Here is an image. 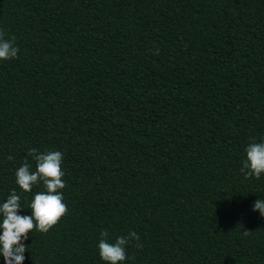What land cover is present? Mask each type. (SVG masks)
Wrapping results in <instances>:
<instances>
[{
  "label": "trees",
  "instance_id": "obj_1",
  "mask_svg": "<svg viewBox=\"0 0 264 264\" xmlns=\"http://www.w3.org/2000/svg\"><path fill=\"white\" fill-rule=\"evenodd\" d=\"M0 30L19 48L0 60V204L15 189L31 215L45 191L16 184L30 148L65 173L67 214L23 264H105L104 230L138 234L123 264H264V175L240 172L264 140V0H0Z\"/></svg>",
  "mask_w": 264,
  "mask_h": 264
},
{
  "label": "clouds",
  "instance_id": "obj_2",
  "mask_svg": "<svg viewBox=\"0 0 264 264\" xmlns=\"http://www.w3.org/2000/svg\"><path fill=\"white\" fill-rule=\"evenodd\" d=\"M5 32L0 30V60L18 58L19 48L15 46V36L5 39ZM246 151V159L242 162L240 172L245 179L254 177L260 179L264 175V140L253 141ZM36 163L35 171L31 165L25 162L17 169L16 184L23 192H31L34 185L43 184L45 191L34 195L28 208L31 215H19L22 210L20 196L13 189L5 202L0 204V255L3 256L4 264H23L24 253L27 246L24 241L33 231L48 233L67 214V205L63 202L62 189L66 187L63 180L65 175L62 170L63 153L60 151L39 152L30 148L27 153ZM9 160L13 157L9 156ZM253 211H259L264 217V199H257L253 204ZM249 231H244L248 235ZM98 242L99 256L105 264H123L128 259L126 246L132 241H138L136 232H130L128 236H119L114 243L109 242V232L104 230L100 233ZM141 247L139 243L136 245Z\"/></svg>",
  "mask_w": 264,
  "mask_h": 264
}]
</instances>
